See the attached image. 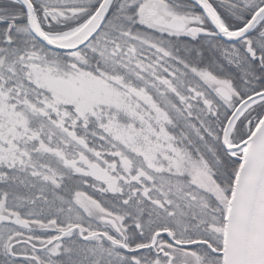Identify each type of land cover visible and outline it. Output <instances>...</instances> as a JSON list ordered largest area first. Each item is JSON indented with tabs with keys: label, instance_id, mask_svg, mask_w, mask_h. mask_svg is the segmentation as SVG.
<instances>
[{
	"label": "snow or ice",
	"instance_id": "obj_1",
	"mask_svg": "<svg viewBox=\"0 0 264 264\" xmlns=\"http://www.w3.org/2000/svg\"><path fill=\"white\" fill-rule=\"evenodd\" d=\"M0 264H264V0H0Z\"/></svg>",
	"mask_w": 264,
	"mask_h": 264
}]
</instances>
